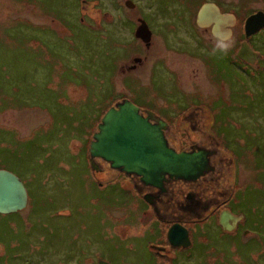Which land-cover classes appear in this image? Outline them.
<instances>
[{
    "label": "rangeland",
    "instance_id": "obj_1",
    "mask_svg": "<svg viewBox=\"0 0 264 264\" xmlns=\"http://www.w3.org/2000/svg\"><path fill=\"white\" fill-rule=\"evenodd\" d=\"M38 1L61 11L74 5L71 0H0V169L16 174L28 194L22 211L0 214V264H96L98 257L110 264H151L146 243L160 244L166 225L149 215L140 223L145 206L123 200L114 182L100 189L96 183H106L114 173L93 175L89 164V145L102 115L122 97L140 105L146 91L137 84L147 67L126 76L118 71L131 58L122 60L128 50L117 48L119 26L114 22L112 31L74 24L64 31L57 23L56 29L47 28L52 19L33 6ZM156 43L147 49L148 65L155 55H166L159 49L162 41ZM128 47L138 50L134 42ZM167 55L186 72L167 66L165 90L184 105L209 109L206 128L231 156L226 166L219 164L220 158L213 162L231 176L238 173L228 207L241 210L246 219L235 231H221L215 215L194 227L188 224L193 247L183 256L216 250L224 253L226 264H264V216L252 196L259 189L264 192V94L241 85L233 67L218 58L208 67L215 89L204 87L208 82L198 62ZM219 72L230 73L231 94H219ZM197 88L210 91L211 97L204 98ZM173 132L171 139L179 136L180 143L171 141L177 148L191 142L185 128ZM99 161L94 160L113 170ZM207 197L219 195H205L204 203L211 201ZM260 202L264 207V196ZM123 223L131 224L126 227L129 235L148 233L130 242L132 250L114 234L123 233Z\"/></svg>",
    "mask_w": 264,
    "mask_h": 264
},
{
    "label": "flooded vegetation",
    "instance_id": "obj_2",
    "mask_svg": "<svg viewBox=\"0 0 264 264\" xmlns=\"http://www.w3.org/2000/svg\"><path fill=\"white\" fill-rule=\"evenodd\" d=\"M71 1L74 5L67 11H61L56 7L55 9L51 8L48 1H38L33 6H37L39 8L38 11L43 16L52 19L51 22L53 24L47 28L56 29L53 26H56L57 23L64 31H71V27H68L71 24L93 29L94 27L100 29L104 27L105 30L112 31L110 29L112 22H114V27L115 25L119 26L117 27L119 32H116V38L118 39L116 46L119 51L127 46V57L122 60L131 58V63L125 67L118 66V71H123L122 76H126L136 74L139 69L147 67L146 77L137 84L139 88L146 91L140 105L130 99L131 97H122L121 100L129 99L140 109L141 114L150 117L152 123L160 119L165 121L167 124L164 130L165 137L169 145L177 151L190 150L193 146L204 147L211 151L210 159L213 158L215 162H219L220 148L224 149V147L221 143L219 145L212 131L208 132L211 137L206 133V119L209 109L203 107L202 104H194V106L184 105L179 97L173 98L171 91L165 90V86L168 84L165 77L167 66H177L179 71L184 74L186 72L185 68L180 67L181 64L165 56L169 53L178 59L179 56H185V59L189 61L193 59L198 62L201 66V76L206 78L208 82L205 83L201 79L205 83V85L203 84L204 87H215V89L216 85L212 81L208 67H211L218 58L223 65L233 67L234 73L240 77L238 81L241 85L249 87L251 91H259L264 94V0ZM205 4H212L217 7L219 14L223 16L219 19L220 21H217V18L213 15L199 19L200 8ZM27 6L29 5L27 4ZM120 27L124 32H127L126 35L120 32ZM140 28H142L143 34L137 33ZM157 39L162 41L161 45L159 44V49L160 51L164 50L166 55H159L158 57L155 55L154 61L148 65L150 55L145 56L147 55V49L152 48V45H156L158 43H156ZM131 42L138 45V50L136 48L130 50L128 46ZM176 53H180V55H176ZM159 54H163V52ZM118 63H120V60ZM229 72H219L220 79L223 81L219 83L218 91L220 95L223 93L228 95L233 92V85L228 80L230 78ZM237 87L236 85L234 88ZM197 89L203 93L204 98L211 97L209 90V92H203L202 88L200 90L199 88ZM236 116H239L244 122L248 121V118L240 112H236ZM177 128H185L187 131L186 135H190L189 139L191 141L183 147L178 146V148L171 141L180 143L179 136L177 135L176 140L170 138V136L175 135L173 129ZM208 141H215V143ZM227 154L229 155V153ZM99 162L101 164L105 163L102 160ZM96 166L97 169L92 172L94 173L93 175L114 173L113 178L106 181V183L99 181L96 183L100 189H105L109 182H114L117 184L120 190L119 194L123 200H132L134 206L135 202L136 204L138 202L142 203L145 206L146 209L140 211V223H145L142 220V216L149 215V218L154 217L159 223L166 225L165 238L162 239L160 244L146 243V247L151 254V264L227 263V260L222 259L224 256L222 251L206 250L197 252L193 257H184L183 254L185 251H190L193 247L192 233L187 226L188 224H192L191 226L194 227L197 225L196 223L205 220L208 216L215 215L216 224L222 231L224 229L219 224L218 219L223 210L229 211L238 218L230 231L237 230L241 221L246 220L239 211L235 212L228 207L234 189L238 184L237 172H234L233 176H231L229 171H220L213 165V169L209 173L193 182L167 179L164 183V192H160L150 186L142 185L139 178L135 175H129L118 170H108L99 167L98 164ZM205 185H207L206 188ZM180 186L182 189H187L186 195H192L191 202L186 207L184 204L180 205L181 210H178L179 212L176 214L170 215L166 211L170 203L168 201L170 195L168 194L172 188L177 189ZM211 189H213V192ZM214 192H217L219 197L215 199L207 197L211 201L204 203L205 195H212ZM220 193H225L226 197H220ZM145 194L153 196V205L145 201ZM228 194H230V197L227 198ZM120 208L124 209L123 207ZM183 208H187L189 212H185ZM200 208H203L204 216H200V213H202ZM133 213L136 215L135 212ZM127 216L128 214H125L122 218L125 219ZM174 223H180L187 229L191 241V245L188 248L172 246L169 243L167 231ZM130 225L123 223V228L120 230L123 233H114L115 236L126 241L128 247L131 246V241H138L148 234L146 230H143L138 235H129L126 227L128 228ZM245 234H248V232H245ZM155 247H160L161 249ZM132 248L131 246L129 250H132ZM216 256L220 258L218 259ZM98 259H101V257L96 258V264ZM107 262L109 263V261ZM235 263L244 264L238 261H235Z\"/></svg>",
    "mask_w": 264,
    "mask_h": 264
},
{
    "label": "water",
    "instance_id": "obj_3",
    "mask_svg": "<svg viewBox=\"0 0 264 264\" xmlns=\"http://www.w3.org/2000/svg\"><path fill=\"white\" fill-rule=\"evenodd\" d=\"M210 15L215 16L217 21L223 17L216 6L203 5L199 11V19ZM141 29L138 34H143ZM166 125L161 119L152 123L150 117L141 114L140 109L128 99L115 103L103 114L92 135L89 145L92 170L97 169L94 159H100L111 169L135 175L142 185L160 192H164L167 179L193 182L210 172L213 169L210 161L211 151L199 146L177 151L169 145L165 137ZM144 199L153 205L152 195L145 194ZM191 199L192 195L185 196V207ZM27 200V190L22 180L16 174L0 169V214L23 210ZM183 210L189 212L187 208ZM200 212V216L204 215L203 208H200ZM237 220L236 216L223 210L218 222L224 230L229 231ZM167 239L172 246L188 248L191 245L188 231L180 223L169 227ZM97 264L109 263L98 259Z\"/></svg>",
    "mask_w": 264,
    "mask_h": 264
},
{
    "label": "trees",
    "instance_id": "obj_4",
    "mask_svg": "<svg viewBox=\"0 0 264 264\" xmlns=\"http://www.w3.org/2000/svg\"><path fill=\"white\" fill-rule=\"evenodd\" d=\"M206 133L208 134V130H206ZM208 142H214L215 143V141H208ZM219 158L221 159V163L219 162V164L221 166H222V164H223V166H226V164L230 160L229 155L222 148H220ZM211 161H212V164L215 165L217 169L221 167L220 165H217L216 163L213 162V158L211 159ZM182 186L183 187H187L186 185H182ZM206 186L207 185H205V188H206ZM206 190H208V189H206ZM186 193H187V189H182L181 186L179 188L177 187V189H175V188L173 189L172 188V190H170V192L168 194V195H170L169 196L170 198L168 199V201H170V203L167 206L168 209L166 210L170 215L176 214V213L179 212L178 210H181L180 209V205L182 206L185 203V195H186ZM252 196H253V200H255V203L257 204V206H258V208L260 210V211L259 210L258 211L264 216V209H263L264 207L262 206V204L260 202L261 199H262V196H264L263 189L262 190L259 189L256 193L252 194ZM180 199L182 201L181 203H180ZM239 212L241 213L242 211L240 210Z\"/></svg>",
    "mask_w": 264,
    "mask_h": 264
}]
</instances>
